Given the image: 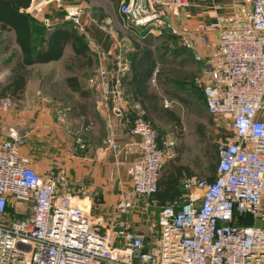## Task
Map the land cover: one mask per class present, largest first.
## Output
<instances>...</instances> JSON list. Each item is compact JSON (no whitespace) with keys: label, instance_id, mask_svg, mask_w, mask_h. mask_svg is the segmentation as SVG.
I'll return each instance as SVG.
<instances>
[{"label":"built area","instance_id":"2783aa9c","mask_svg":"<svg viewBox=\"0 0 264 264\" xmlns=\"http://www.w3.org/2000/svg\"><path fill=\"white\" fill-rule=\"evenodd\" d=\"M186 3L120 0L125 23L120 26L124 30L131 24L154 33L168 30L194 49L178 23ZM51 4L65 11V20L100 56L99 44L86 32L85 6L33 0L26 10ZM90 18L116 42V69L100 64L89 78L97 108L110 117L127 97L123 77L130 68L128 48L111 17ZM45 23L54 25L49 18ZM217 51L221 64L207 66L195 78L208 113L228 119L234 136V141L219 147L212 181L188 176L178 198L159 204L154 196L159 177L165 163L176 157L177 142L162 139L143 113L135 116L131 127L140 137L138 156L132 162V188L121 194L117 209L126 213L132 201L147 197L159 206V236L149 240L117 224L116 230L106 228L93 216L89 201L63 192L68 183L65 171L51 168L41 174L23 152L25 137L10 130L8 137H0V264H264V119L259 117L264 111V0H251L245 13L220 17ZM193 54L202 59L197 51ZM159 72L158 63L152 84ZM169 103L165 100L166 106ZM14 105L9 97L0 96V109ZM71 110L70 105H59V119L65 122ZM107 143L118 156L121 147L113 131ZM76 144L80 151L87 149L81 135ZM247 216L252 223L244 222Z\"/></svg>","mask_w":264,"mask_h":264},{"label":"crops","instance_id":"0c3cea01","mask_svg":"<svg viewBox=\"0 0 264 264\" xmlns=\"http://www.w3.org/2000/svg\"><path fill=\"white\" fill-rule=\"evenodd\" d=\"M94 1L79 0L67 3L88 7L90 3L95 6ZM186 1L178 17V23L185 29V38L194 43V49L185 47L183 41L178 39L184 51L192 58L195 59L194 50L202 56L201 60L195 59L200 67L199 72L202 70L200 74L202 75L207 66H218L222 62L217 51L220 17L229 16L234 12H247L251 7V0ZM26 12L44 24L46 31L43 36L57 24L68 21L65 20V11L54 4L38 11L31 7ZM46 18L54 21L52 27L46 25ZM108 18L110 17L102 20ZM83 22L87 34L101 48L100 56H97L89 46L94 65L82 69L72 65L71 56L74 50L70 43L66 45L60 59L30 65L31 75L24 97L19 102L13 101L15 107L0 109V137H8L10 130L24 136L26 142L23 152L31 158L32 165L41 174H46L51 168L63 169L68 178V183L63 188L65 194L85 199L91 206L95 204L96 198L105 202L106 206H113L120 200L122 193L132 188V162L138 156L136 142L140 138L131 132L132 120L138 113L144 114V111L129 95L110 117L97 108L89 78L100 64L116 69V42L108 33L100 30L97 25L94 26L87 13L83 17ZM118 28L123 30L121 26ZM123 31L125 32V29ZM120 37L125 38L128 48L126 56L130 61L134 50L133 42L124 34ZM85 39L87 41L86 36ZM183 54L186 55L185 52L181 53ZM20 56V47L16 44L14 31H3L0 28V58H5L4 62L0 63V72L8 70L10 75L13 59ZM69 76H77L80 84L91 94L84 110L78 105L79 101L83 104L82 100L66 82ZM129 77L130 68L123 77L126 92L125 81ZM60 95L70 98L72 104L63 99L61 100L65 102H60ZM64 104H70L72 110L67 120L62 122L57 107ZM86 115L88 121L85 119ZM259 117L264 119V111L260 112ZM111 131L114 132L121 147L118 156L107 143ZM79 135L87 145L84 151H80L76 144Z\"/></svg>","mask_w":264,"mask_h":264},{"label":"trees","instance_id":"16d2710c","mask_svg":"<svg viewBox=\"0 0 264 264\" xmlns=\"http://www.w3.org/2000/svg\"><path fill=\"white\" fill-rule=\"evenodd\" d=\"M32 1L0 0V28L3 31H14L15 41L21 52V56L11 69V74L7 81L0 86V96L9 97L16 102H19L24 97L31 75L29 66L35 63H46L60 59L63 56L66 45L69 43L74 50L71 56L72 65L78 69L94 65V58L85 35L80 34L72 22L59 23L43 36L46 31L44 24L36 20L32 14L26 12ZM133 45L134 50L130 59V77L125 81L127 95L140 104L145 117L152 123L160 121L171 124L173 130L177 132L178 136H181L183 123L180 115L165 105L164 96L151 83V77L157 64L153 48V37L143 35L141 38L134 39ZM66 82L71 90L76 92L82 100L83 104L79 101L78 105L81 110H84L85 104H87L91 96L90 92L80 84L77 76L67 77ZM85 119L88 121L87 115ZM197 132L200 139L203 140L204 134L200 124L197 126ZM230 134H233V132ZM184 150L185 143L182 142L176 157L168 160L163 166L158 182L159 189L154 195L158 199L159 204H165L178 198L182 193L183 180L188 176L198 175L181 161ZM213 157L216 161H219L218 145H215ZM218 161L211 165V172L207 176L210 181L216 176ZM244 222L252 223V217H245Z\"/></svg>","mask_w":264,"mask_h":264},{"label":"rangeland","instance_id":"374dc122","mask_svg":"<svg viewBox=\"0 0 264 264\" xmlns=\"http://www.w3.org/2000/svg\"><path fill=\"white\" fill-rule=\"evenodd\" d=\"M94 3L95 6L91 3L88 7L86 6V13L89 17H95L98 20L111 17L117 26L125 24L120 12V0H95ZM105 9L108 11H105ZM118 31L120 36L124 34L132 42L143 35L153 37V48L157 64L160 65V72L156 83L152 86L161 92L165 100L170 102L169 107L180 115L183 123V133L178 136L172 125L168 123L158 121L153 124L162 139L173 138L176 140V155L182 142H184L185 150L181 161L188 165L195 174L202 177L208 176L211 172L212 163L218 161L213 157L215 145L220 147L227 141H234V136L230 134L233 131L231 122L228 119L221 116L214 117L208 113L202 87L195 83V78L202 71L199 72L198 62L184 51L178 37L168 30H162V32L156 30L154 33L149 31V28L137 29L132 27L131 24H126L125 32L120 28H118ZM183 51L186 55H181V53H184ZM17 59V57L13 59V66ZM3 60L5 58H0V63L4 62ZM8 74V70L0 72V86L6 82ZM59 97H61L60 102H65L61 100L63 99L72 104L69 101L70 98L62 95ZM199 124L204 134V141L200 139L197 132ZM118 202L119 200L113 206H106L105 202H101L99 198H96L95 204L93 203L91 208L93 216L102 220V224L106 228L116 230L113 225L117 224V227H126L133 233L142 235L149 240L159 236L157 222L159 206L149 203L147 197H141L129 204L126 213H120L117 209Z\"/></svg>","mask_w":264,"mask_h":264}]
</instances>
